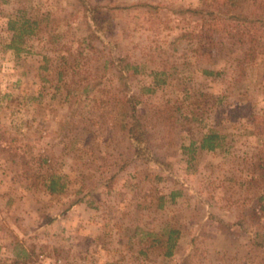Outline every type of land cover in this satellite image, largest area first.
<instances>
[{
  "label": "rangeland",
  "instance_id": "obj_1",
  "mask_svg": "<svg viewBox=\"0 0 264 264\" xmlns=\"http://www.w3.org/2000/svg\"><path fill=\"white\" fill-rule=\"evenodd\" d=\"M89 1L111 7L101 39L79 0H0V264H264V37L169 10L246 14L251 0ZM143 2L162 6L117 7ZM19 10L40 22L21 51ZM114 57L139 68L129 93L162 166L134 155ZM211 129L222 145L202 150ZM11 141L49 157L64 191L27 177Z\"/></svg>",
  "mask_w": 264,
  "mask_h": 264
},
{
  "label": "trees",
  "instance_id": "obj_2",
  "mask_svg": "<svg viewBox=\"0 0 264 264\" xmlns=\"http://www.w3.org/2000/svg\"><path fill=\"white\" fill-rule=\"evenodd\" d=\"M80 4L83 5L85 15L87 18V26L89 29V34L92 39H101L102 35L106 33L107 29L110 28L112 24V18L110 15V6H106L101 3H92L89 0H79ZM252 10L249 13H230L229 11L223 10H213L204 8H190L177 5H170L169 10L173 14H180L183 17L186 15H191L194 17H200L204 23H213L217 27L223 24L226 27L225 31L234 36H239L240 40L243 41H256L261 37H264V0H251ZM136 6H149L153 10L158 11L162 6L161 4L153 3H136L132 5H118L119 9L124 7H136ZM219 22V23H217ZM40 22L38 20L27 17V15L19 10L16 14L11 15L8 18V28L12 31V38L10 42V47L18 49L21 51L24 49L23 45L26 44L27 40L31 38L35 33H37ZM202 52H198L201 54ZM120 57H114L111 62L118 71L119 80L123 84L122 92H125L120 101L127 108L129 120L126 122L125 127L128 131V137L132 144L134 155L137 159L143 161H155L161 166L164 165V161L159 157L151 147L148 131L142 117L139 112L138 101H136V96L129 93L131 89L130 79L132 75L139 71L137 65L130 62L122 63ZM207 74H218V72L210 69L204 70ZM162 82L156 81L155 84L158 86ZM127 92V93H126ZM223 136L216 131L211 129L205 134H203L199 147L202 150H216L222 145ZM14 141H11V148L13 149L12 155L15 157H21L19 163L24 167L27 177L32 178L37 182H43L50 193H59L64 191L66 183L63 181V176L53 172H45L46 166L49 163V157L43 153H37L34 148L29 145L28 142L21 146H16ZM197 142H191V145L187 147L189 152L198 149L196 147ZM27 145L28 148L25 149L24 146ZM172 198L175 197L173 192ZM84 201V196H80L72 200L70 206ZM219 227L221 229H232L234 224L231 222H226L224 219L219 218ZM165 240L161 243L165 244L166 250L165 255L171 256L174 253V248L177 245V239L179 236V231L177 229H170ZM160 241V240H157ZM190 255H186L180 264H190Z\"/></svg>",
  "mask_w": 264,
  "mask_h": 264
}]
</instances>
